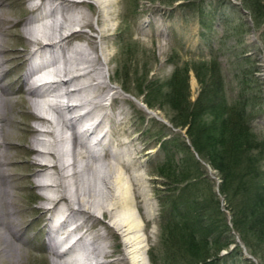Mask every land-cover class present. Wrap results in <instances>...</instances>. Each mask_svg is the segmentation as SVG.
<instances>
[{"label": "bare ground", "instance_id": "bare-ground-1", "mask_svg": "<svg viewBox=\"0 0 264 264\" xmlns=\"http://www.w3.org/2000/svg\"><path fill=\"white\" fill-rule=\"evenodd\" d=\"M6 1L0 0V264L14 263L26 250L25 234L30 224L23 220L32 210L26 211L29 198L23 200L26 193L20 190L34 185L49 192L42 195L44 202L35 220L47 237L52 264H80L82 258L90 261L83 264H142L140 253L150 239L146 227L151 218L142 211L135 188L142 173L138 170L139 175L133 166L134 153L121 158V140L116 136L112 142L115 135L108 124L111 117L117 125L122 121L105 110L107 90H113L106 80L105 64L112 58L106 43L120 13V0H31L35 3L27 7L29 16L22 30L33 47L25 70L10 83L3 81L11 70L8 62H12L4 42L16 29L8 15L11 0ZM85 28L97 33L95 37L99 36L104 46H99ZM73 39L84 44H74ZM16 82L20 83L18 96L9 88ZM49 91L53 92L47 96ZM50 95L53 101L47 102ZM38 98L46 103L45 113L37 116L45 128L30 127L22 119L24 103L38 102ZM116 99L111 96V100ZM46 109L55 115L49 116ZM65 129L71 131L70 137L64 134ZM30 132L33 135L29 138ZM69 138V147L63 149ZM29 154L36 158H25L19 169L32 178L23 174L21 180L16 179L17 168L11 165L17 157ZM133 206L148 222L142 228ZM97 221L100 223H94ZM98 224L102 232L93 230ZM140 229L145 239L137 233ZM112 238L117 241L111 243ZM111 245L114 248L110 249Z\"/></svg>", "mask_w": 264, "mask_h": 264}, {"label": "rangeland", "instance_id": "rangeland-1", "mask_svg": "<svg viewBox=\"0 0 264 264\" xmlns=\"http://www.w3.org/2000/svg\"><path fill=\"white\" fill-rule=\"evenodd\" d=\"M240 2L241 0H120V13L106 43L108 53L112 56L109 63L105 64V73L106 76L108 75L106 80L113 90H107L109 100L105 110L109 114H116L122 121L117 125V120L111 117L108 124L110 133L115 135L112 142L116 136L121 140V158H129L130 154L134 153L133 166L137 167L136 172L139 175L138 170L143 174L140 176L142 178L137 180L135 188L140 195L142 211H146V215L151 217L149 223L144 222L138 208L133 206L136 218L141 224L140 228L148 223L146 230L150 234L146 249L140 253L143 257L142 264H166L167 236L163 233L162 227L161 198L168 190L163 185L164 180L167 179L163 177L161 169L167 170L170 166L177 171L191 169V172H194V161L200 162L204 176L214 184L220 210L225 214V220L235 235V244L239 249L235 250L238 254L233 253L230 256H225L227 250H222L217 263L264 264V249L260 248L259 259L251 254L255 261L246 258L243 253L245 246L232 228V212L229 205L218 193L217 185L221 180L218 172L201 160L190 146L186 127L182 129L172 126L173 111L167 104L169 87H171L169 80L176 69H179L181 75L187 73L189 97L194 101L201 88L210 84L209 74L215 67L220 74L222 92L227 102L233 103L240 89L241 69L243 66L255 64L260 89L254 97H250L253 105L250 124L257 137L264 138V22L260 27H254L249 10ZM33 3L35 2L31 0L10 1L8 15L13 19L11 25L14 24L12 27L16 29V34L7 36L4 42V46L9 49V53L6 54L12 59V62H8L11 70L3 80L5 82H14L25 70L26 59L33 45L27 40L22 26L29 16L27 7ZM262 3L264 4V0ZM86 8L84 7V10ZM85 11L88 13L90 8ZM17 21L18 23L15 24L14 22ZM92 21L96 25L93 15ZM85 30L94 35V40L99 46H104L103 40L99 36L95 37L97 33L88 28ZM71 42L84 44L83 41L76 39ZM215 69L212 71L214 72ZM19 84L16 82L14 86L9 85V88L15 91V96L20 95L17 91ZM249 90L252 91L251 87ZM145 93L155 98H151L154 103L152 107L144 102ZM112 95L117 97L115 101L111 100ZM35 99L37 98L34 97ZM39 100L38 98V102L24 103L22 119H25L30 127L45 128L37 121V116L45 113L42 111L44 104L41 105ZM148 109L154 111L153 114H150ZM48 112L49 116L55 115L51 111ZM66 131L64 134L70 137L71 131ZM32 135L33 132L28 133L29 138ZM67 141L62 145L63 149L69 147L70 138ZM21 145L23 149L28 148L26 144ZM12 150L14 151V148ZM17 158L11 167L17 168L16 179L20 177L22 179L25 177L22 176L24 174L22 172L25 171L20 170V167L24 166L26 159L32 160L36 155L29 154L28 157ZM68 160L69 157L67 162ZM127 168L124 167L126 175L130 170ZM24 175L32 178L29 176L31 174ZM198 188V192H205L202 187ZM20 191L26 193L23 198L21 197L23 200L29 198L27 201L30 202V206L26 211L29 209L32 212L23 220L30 224L25 234L26 250L23 254H18L12 264H52L53 256L47 248V237L44 231H40V223L35 220L40 216L39 207L44 202L42 195L49 192L36 188L35 185L24 186ZM103 219L108 222L107 216ZM93 230L103 231L100 224ZM137 233L145 239L142 229ZM115 240L117 241L116 238H112L109 241L113 243ZM235 244H231L230 248ZM111 247L113 246L111 245L110 249ZM117 253H114V257L118 256Z\"/></svg>", "mask_w": 264, "mask_h": 264}, {"label": "trees", "instance_id": "trees-1", "mask_svg": "<svg viewBox=\"0 0 264 264\" xmlns=\"http://www.w3.org/2000/svg\"><path fill=\"white\" fill-rule=\"evenodd\" d=\"M240 3L249 10L253 26L260 27L264 22L262 0ZM212 70L210 84L201 88L194 101L189 97L187 73L174 71L167 99L173 111L171 123L175 128L186 127L190 146L218 172V193L232 212V228L246 251L259 259L264 249V138L257 137L250 124V97L260 89L257 66L241 69L240 89L233 103H228L222 92L219 71ZM148 95L145 93L144 102L152 107L153 97ZM194 162V172L170 166L161 169L168 190L161 198L166 264H218L222 250H227L225 256L238 254L214 184L204 176L200 162ZM198 187L205 192H198ZM231 244L235 245L230 248Z\"/></svg>", "mask_w": 264, "mask_h": 264}, {"label": "water", "instance_id": "water-1", "mask_svg": "<svg viewBox=\"0 0 264 264\" xmlns=\"http://www.w3.org/2000/svg\"><path fill=\"white\" fill-rule=\"evenodd\" d=\"M244 254L246 255V258H249V259H252L253 261H255V259L250 254L246 253L245 248H244Z\"/></svg>", "mask_w": 264, "mask_h": 264}]
</instances>
